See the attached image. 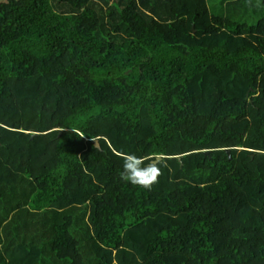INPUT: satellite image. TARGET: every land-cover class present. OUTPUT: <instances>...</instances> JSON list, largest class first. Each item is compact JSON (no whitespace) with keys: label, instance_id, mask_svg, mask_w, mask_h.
<instances>
[{"label":"trees","instance_id":"1","mask_svg":"<svg viewBox=\"0 0 264 264\" xmlns=\"http://www.w3.org/2000/svg\"><path fill=\"white\" fill-rule=\"evenodd\" d=\"M0 264H264V0L1 2Z\"/></svg>","mask_w":264,"mask_h":264},{"label":"clouds","instance_id":"2","mask_svg":"<svg viewBox=\"0 0 264 264\" xmlns=\"http://www.w3.org/2000/svg\"><path fill=\"white\" fill-rule=\"evenodd\" d=\"M121 159L123 171L120 172V178L134 186L150 191L163 174L162 167L155 162V157L150 161L143 156L124 153Z\"/></svg>","mask_w":264,"mask_h":264},{"label":"water","instance_id":"3","mask_svg":"<svg viewBox=\"0 0 264 264\" xmlns=\"http://www.w3.org/2000/svg\"><path fill=\"white\" fill-rule=\"evenodd\" d=\"M93 143H94V145H95L96 147H98V142H97L96 140L93 141ZM227 153L229 154V151H228V150H227ZM160 160H161V158L158 157L156 161H160Z\"/></svg>","mask_w":264,"mask_h":264},{"label":"rangeland","instance_id":"4","mask_svg":"<svg viewBox=\"0 0 264 264\" xmlns=\"http://www.w3.org/2000/svg\"><path fill=\"white\" fill-rule=\"evenodd\" d=\"M1 2H5V0H0V3H1Z\"/></svg>","mask_w":264,"mask_h":264}]
</instances>
